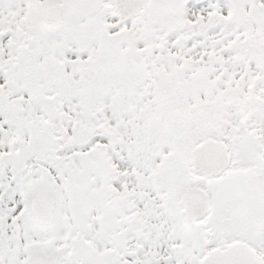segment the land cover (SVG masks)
Here are the masks:
<instances>
[{
    "label": "snow or ice",
    "instance_id": "snow-or-ice-1",
    "mask_svg": "<svg viewBox=\"0 0 264 264\" xmlns=\"http://www.w3.org/2000/svg\"><path fill=\"white\" fill-rule=\"evenodd\" d=\"M0 264H264V0H0Z\"/></svg>",
    "mask_w": 264,
    "mask_h": 264
}]
</instances>
